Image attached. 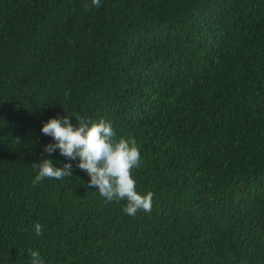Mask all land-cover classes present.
<instances>
[{"label":"trees","instance_id":"obj_1","mask_svg":"<svg viewBox=\"0 0 264 264\" xmlns=\"http://www.w3.org/2000/svg\"><path fill=\"white\" fill-rule=\"evenodd\" d=\"M64 114L135 139L150 210L126 214L76 161L33 183L41 123ZM32 249L44 264H264V0H0V264Z\"/></svg>","mask_w":264,"mask_h":264},{"label":"clouds","instance_id":"obj_2","mask_svg":"<svg viewBox=\"0 0 264 264\" xmlns=\"http://www.w3.org/2000/svg\"><path fill=\"white\" fill-rule=\"evenodd\" d=\"M98 5L100 0H91ZM68 115L49 117L41 123L39 131L51 137L42 146L43 158L32 163L35 168L33 183L45 177L61 178L70 174L71 161L86 172L88 184L96 187V192L107 201L125 200L123 211L134 215L137 210H150L153 193L136 190V180L132 169L139 166L141 153L132 137H117L111 124L104 118L89 120L76 117L77 123L70 122ZM58 151L65 157L62 166H57L49 155ZM34 231L39 234L41 224L34 223ZM31 264H44L37 249L30 250Z\"/></svg>","mask_w":264,"mask_h":264}]
</instances>
